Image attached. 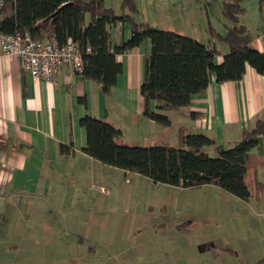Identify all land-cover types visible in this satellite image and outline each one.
<instances>
[{"label": "crops", "instance_id": "1", "mask_svg": "<svg viewBox=\"0 0 264 264\" xmlns=\"http://www.w3.org/2000/svg\"><path fill=\"white\" fill-rule=\"evenodd\" d=\"M115 1L121 6L122 0ZM135 2L138 20L207 45L212 28L224 35L229 24L222 15L223 0ZM241 2V23L249 31L253 47L264 52V0ZM131 31L129 23L111 24L112 48L130 39ZM218 49L221 55L215 61L221 64L229 47L218 43ZM151 50V42L146 41L126 54L116 55L122 73L110 94H105L99 83L83 80L70 65L62 66L50 80L35 78L23 70L19 59L3 56L0 50V238L52 241L50 234L55 226L90 221L87 210L97 209V202L88 191L94 189L107 165L84 152L87 134L80 121L87 115L119 128V143L130 146L150 141L170 144V138L179 141L183 130L186 134L207 135L216 145L230 147L258 121L264 122V75L250 66L240 81L218 84L213 76L206 93L193 97L190 107L169 113L170 127L146 117L140 88L144 60ZM62 145L69 147V153L61 152ZM208 150L214 151V146ZM251 155L248 182L254 184L256 178L264 184V136ZM123 173L125 178L144 177ZM150 181L155 187L160 185ZM225 194L221 196L233 217L218 238L210 232L207 240L194 236L185 248L178 244L183 236L178 234L164 239L169 245L161 240V250L153 257L144 251L147 245L141 240L145 228L141 227L139 232L130 231L125 236L134 253L125 264H216L217 257L221 260L224 254L242 259L240 264L263 261L264 195L246 201ZM246 255L251 262L246 261Z\"/></svg>", "mask_w": 264, "mask_h": 264}, {"label": "trees", "instance_id": "2", "mask_svg": "<svg viewBox=\"0 0 264 264\" xmlns=\"http://www.w3.org/2000/svg\"><path fill=\"white\" fill-rule=\"evenodd\" d=\"M120 9L117 14L106 6V0H0V33L29 34L37 41L54 38L60 44L73 39L82 51V79L99 83L105 94L111 93L122 73L116 55L150 41L152 50L144 60L140 93L144 115L165 127L171 126L169 113L190 107L193 97L206 93L213 76L218 84L240 81L247 66L264 75V52L253 47L240 20L244 13L241 0H223L222 15L229 24L224 35L211 29L209 45L138 20L135 0H122ZM117 22L129 23L132 33L113 49L110 26ZM218 43L229 47L221 64L215 61L221 55ZM88 47L91 52L86 51ZM80 125L87 134L84 152L104 165L140 174L155 184L183 189L214 185L246 201L264 195L263 183L256 178L254 184L248 182L251 152L264 136L261 120L230 147L183 130L176 147L167 142L130 146L119 143L122 131L105 120L87 115ZM213 146L215 155L211 156L206 148ZM69 150L61 146L62 153Z\"/></svg>", "mask_w": 264, "mask_h": 264}, {"label": "rangeland", "instance_id": "3", "mask_svg": "<svg viewBox=\"0 0 264 264\" xmlns=\"http://www.w3.org/2000/svg\"><path fill=\"white\" fill-rule=\"evenodd\" d=\"M106 6L121 13L115 0H107ZM170 139V145H179L177 139ZM154 142L141 144L146 147ZM208 153L215 155L211 150ZM97 179L94 189L88 191L89 197L97 202V209L87 210L90 221L76 220L72 225L55 226L50 234L52 241L35 243L0 238V264H125L133 253L130 242L125 241L130 231L145 228L141 240L147 245L144 251L157 257L161 240L165 244L164 239L182 234L178 244L186 248L194 236L207 240L210 232L218 238L233 217L221 196L226 192L214 185L202 189H177L163 184L155 187L147 178L133 175L125 178L122 170L109 166ZM83 212L86 211L83 209ZM191 224L194 228L189 229ZM245 258L251 262L248 255ZM241 261L224 254L221 260L217 257L216 264H240Z\"/></svg>", "mask_w": 264, "mask_h": 264}, {"label": "built area", "instance_id": "4", "mask_svg": "<svg viewBox=\"0 0 264 264\" xmlns=\"http://www.w3.org/2000/svg\"><path fill=\"white\" fill-rule=\"evenodd\" d=\"M0 50L3 56L20 60L23 70L35 78L52 79L65 65H70L82 76L84 63L79 45L68 39L64 44L57 40H34L29 34L4 35L0 33ZM87 52H91L88 47Z\"/></svg>", "mask_w": 264, "mask_h": 264}]
</instances>
